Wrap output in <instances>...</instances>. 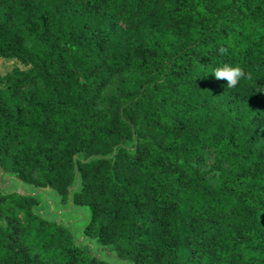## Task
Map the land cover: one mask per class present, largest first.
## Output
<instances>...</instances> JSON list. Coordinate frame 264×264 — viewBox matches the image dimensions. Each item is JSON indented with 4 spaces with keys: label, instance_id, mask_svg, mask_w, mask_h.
I'll return each instance as SVG.
<instances>
[{
    "label": "trees",
    "instance_id": "trees-1",
    "mask_svg": "<svg viewBox=\"0 0 264 264\" xmlns=\"http://www.w3.org/2000/svg\"><path fill=\"white\" fill-rule=\"evenodd\" d=\"M0 57L4 174L130 264H264V0H0ZM40 204L0 184V264H113Z\"/></svg>",
    "mask_w": 264,
    "mask_h": 264
},
{
    "label": "rangeland",
    "instance_id": "rangeland-1",
    "mask_svg": "<svg viewBox=\"0 0 264 264\" xmlns=\"http://www.w3.org/2000/svg\"><path fill=\"white\" fill-rule=\"evenodd\" d=\"M22 65L16 60H9L0 57V72L5 73L13 67ZM1 184L4 186L7 179L6 176L1 177ZM11 190L18 192L28 191L36 192L37 187L30 185H21L12 178ZM38 192L41 197V204L35 209L43 216L63 223L70 228L77 244L82 245L86 251L99 255L113 264H130L128 261L118 258L111 250L107 249L94 238H91L84 232V226L89 219L90 210L88 207L74 205L71 203L63 204L60 202V197L57 193L51 191L49 188L41 189Z\"/></svg>",
    "mask_w": 264,
    "mask_h": 264
},
{
    "label": "clouds",
    "instance_id": "clouds-1",
    "mask_svg": "<svg viewBox=\"0 0 264 264\" xmlns=\"http://www.w3.org/2000/svg\"><path fill=\"white\" fill-rule=\"evenodd\" d=\"M219 51L222 53L225 50L221 48ZM209 74L218 80H225L227 88L237 87L239 82L247 77L246 71L241 66L230 63H220L210 69H205L201 77H207ZM255 91L264 93V87L255 89Z\"/></svg>",
    "mask_w": 264,
    "mask_h": 264
},
{
    "label": "water",
    "instance_id": "water-1",
    "mask_svg": "<svg viewBox=\"0 0 264 264\" xmlns=\"http://www.w3.org/2000/svg\"><path fill=\"white\" fill-rule=\"evenodd\" d=\"M6 176V179H7V181H6V183H5V185L3 186L2 184H1V181H0V184H1V186H2V189L3 190H11V187H10V185H11V182H12V178L13 179H15L17 182H19L22 186L23 185H28V184H25L24 182H22L19 178H17L15 175H13V174H4V171L1 169V167H0V180H1V177L2 176ZM34 191H36V192H28V191H24V192H26V193H32V194H37L38 195V192H42L41 191V189H35ZM54 192V191H53ZM39 196V195H38ZM40 197V196H39ZM41 198V197H40Z\"/></svg>",
    "mask_w": 264,
    "mask_h": 264
}]
</instances>
